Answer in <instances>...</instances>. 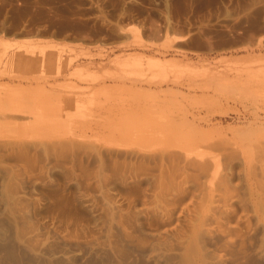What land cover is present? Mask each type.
<instances>
[{
	"label": "rangeland",
	"instance_id": "1",
	"mask_svg": "<svg viewBox=\"0 0 264 264\" xmlns=\"http://www.w3.org/2000/svg\"><path fill=\"white\" fill-rule=\"evenodd\" d=\"M264 0H0V264H264Z\"/></svg>",
	"mask_w": 264,
	"mask_h": 264
},
{
	"label": "bare ground",
	"instance_id": "2",
	"mask_svg": "<svg viewBox=\"0 0 264 264\" xmlns=\"http://www.w3.org/2000/svg\"><path fill=\"white\" fill-rule=\"evenodd\" d=\"M264 252V251H263ZM213 264V263H212ZM215 264V263H214Z\"/></svg>",
	"mask_w": 264,
	"mask_h": 264
}]
</instances>
